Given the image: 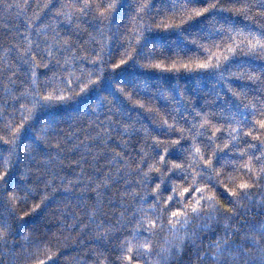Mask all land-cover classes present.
I'll use <instances>...</instances> for the list:
<instances>
[{
	"label": "snow or ice",
	"instance_id": "obj_1",
	"mask_svg": "<svg viewBox=\"0 0 264 264\" xmlns=\"http://www.w3.org/2000/svg\"><path fill=\"white\" fill-rule=\"evenodd\" d=\"M15 7L26 5L15 3ZM38 9L44 16L48 10L55 13L50 17L52 37L48 38V24L35 29L37 40L41 33L47 38L43 49L37 44L33 50V40L22 37L25 46L18 48V54L23 55H19L16 67H23V77L17 83L10 76L3 88L4 96L11 97L14 104L17 100L23 103L18 109L19 122L13 109L0 129L4 133L0 148L7 149L0 153V166L5 168L0 171V207L4 208L0 244L16 234L14 225L26 242L34 239L32 233L39 231L35 218L53 202L60 208L58 196L75 194L84 212L73 214L71 223L66 224L63 216L57 223L61 230L76 229L78 237L90 233L96 243L106 242L104 247L115 253V258L97 252L94 259L98 264H171L173 259L176 264H240V257H248L250 252L253 257L245 264H264V222L241 233L239 242L233 236L240 231L238 217L264 212V0H170L163 6L159 0L59 4L45 0ZM217 12L242 17L249 23L220 19ZM89 13L91 23L98 25L93 28L98 41L89 32L83 47H73L70 37L55 31L63 20L72 24L74 33H82L86 29L80 20ZM33 20L28 21V28L33 27ZM122 23L124 34L116 45L121 49L117 54L112 36H105V32L112 33L115 26L116 35ZM157 32H175L183 43H176L171 36L170 41L152 39ZM190 47H195V53ZM51 68L55 70L49 73ZM131 68L156 72L160 78L189 73L210 79L219 87L214 88L212 100H205L204 107L198 108L196 96H186L178 80L174 89L160 83L150 88L141 76L130 75ZM233 81L241 83L237 87ZM253 90L259 94L250 95ZM154 95L168 101L163 111L153 106ZM136 96L146 98L133 99ZM132 106L160 115L157 131L178 138L162 140L152 135V129L138 125L129 115ZM181 120L191 123L185 128ZM225 120L229 121L227 127ZM82 130L89 133L83 139ZM186 132L191 134L186 137ZM113 134L123 150L128 148L129 137L143 134L138 162L130 161L123 151L108 148ZM223 134L227 138L221 143ZM248 138L251 141L240 147ZM172 149L179 150V162L167 159ZM228 152L237 158L229 159ZM76 153L80 155L71 163L79 171L66 177L61 174L64 160ZM101 157H107V167L96 169ZM89 168L95 169L91 175ZM229 168L227 182L221 183L223 170ZM117 185L122 189L118 199L110 191ZM17 204L26 210L17 214ZM81 216L87 217L86 223L81 222ZM108 216L115 223L100 219ZM193 222L195 227L190 229ZM25 228L29 230L25 232ZM164 228V241L152 259L151 237ZM219 228L222 235L214 232ZM125 232L128 234L123 235ZM202 233L215 234L216 239L205 244ZM44 243L56 246L51 239ZM245 243L252 247L245 248ZM189 250L195 259L190 255L184 261ZM101 256L103 260L98 259ZM45 260L55 264L51 250ZM45 260H35L34 264H45Z\"/></svg>",
	"mask_w": 264,
	"mask_h": 264
},
{
	"label": "trees",
	"instance_id": "obj_2",
	"mask_svg": "<svg viewBox=\"0 0 264 264\" xmlns=\"http://www.w3.org/2000/svg\"><path fill=\"white\" fill-rule=\"evenodd\" d=\"M45 2V0H0V5L3 4H12L13 7L11 8H5L0 6V114L3 115L4 119L0 120V129L3 128V124L7 121L9 118V114L13 111V109H16V121L19 122V105L23 103L21 100H17L14 104L12 102L11 97L4 96L3 94V88L5 83L9 80L10 76L12 79L16 80L17 83L22 79L24 69L23 67L17 68L16 66L20 64L19 55H23V53L18 54V48L24 47V42L22 40L23 36H28L29 39L33 40V50H35V46L38 44L40 49L44 48V42L47 39L43 33L40 34V39L37 40V33L35 29L40 26V24H48L49 30H48V38L52 37V23L50 20V17L54 16L55 13L52 10H48V15H43V10L38 9V5H41ZM76 2V0H57V4L59 3H73ZM130 3L131 0H128ZM170 0H159V3L161 6H163L165 3H169ZM180 3L183 2V0H179ZM224 2V0H222ZM15 3H20L22 5H26V7L22 8H16ZM78 7V4H77ZM155 8V4L153 5ZM67 11V9H65ZM91 14L89 13V16L86 17L83 20H80V24L82 28L86 29L82 33H74L72 24L66 23L65 21H61L59 27L55 29V31L59 32L61 37L64 38H71L73 41V47L80 45L81 47L84 46L85 41L88 39V33L93 32L94 27H98V25H93L90 20ZM217 16L220 19L227 18L232 23H239V24H245L247 25L249 22L243 20L242 17L239 16H233L227 12H217ZM35 17V20L33 18ZM158 19V18H157ZM33 20V27L28 28V21ZM39 21V23H36V21ZM76 22V20H73V24ZM156 21L154 20L153 23ZM121 31L113 36V33L116 32V27H113L112 33L105 32V36H112V46L115 48L116 53L118 54L121 49L116 48V45L118 42H120L121 37L123 36V23L120 25ZM29 33H31L29 35ZM175 38L176 43H183L182 38L179 36V34L173 32L170 34L165 33H153L152 39L154 40H171V37ZM93 37L96 41L99 40V37L95 36V33L93 32ZM126 39V37H125ZM91 46V44H89ZM5 49H9L10 51L5 52ZM70 49L68 52L70 53ZM190 51L195 53V47H190ZM95 53H93L94 55ZM29 56L32 55L31 52L28 53ZM64 52L62 50L60 59L63 58ZM44 56H47V53H44ZM39 59V57H37ZM247 59V58H245ZM113 61H110L109 63H112ZM53 64H55V61H53ZM5 66H7L8 71H5ZM55 68L49 69V73L51 71H54ZM130 75H136L141 76L146 83L149 84L150 88H155L157 86V83L162 84L164 87L169 89H174L176 86V81L178 80L180 84L184 86V91L186 96H196L195 105L199 107H204V101L205 100H212V92L215 87H219V85H214L213 81L210 79H204V78H197L196 76H193L189 73H180L179 76H176V74H164L162 78L158 76V73L156 72H145L143 69L140 68H131L129 69ZM44 79V76H41V80ZM235 86L240 85V81H233ZM20 89L17 88L16 91H19ZM259 93L253 90L250 92V95H258ZM146 97L136 96L133 97V99H145ZM154 105L158 106L161 111L165 109V107L168 105V101L165 100L164 97L154 95L153 96ZM7 104V107H4V104ZM233 104H235V101L233 100ZM147 107V105H146ZM206 110V108H205ZM243 114V113H242ZM129 115L138 122V125H146L148 128L152 129V135H158L162 140L167 139H177L178 136H166L157 131L159 124L158 121L161 119L160 115H157L155 113L149 114L147 111L140 110L136 106H132L131 110L129 112ZM191 115V113H190ZM180 116H183V112H180ZM86 122V120H85ZM169 123H172V120L169 119ZM191 121L188 123H185L184 120L180 121V124L187 128ZM215 123H220V121H216ZM229 121L225 120L223 121V124L225 127H227V124ZM63 127V125H61ZM81 128L83 126L81 125ZM175 131V129L173 130ZM191 132H195V128L191 130ZM191 133L186 132L185 136L188 137ZM85 135H89L87 131L81 132V139ZM4 133L3 131H0V137H3ZM227 138L226 134L220 135L219 142H223ZM112 143L108 144V148H115L117 151H123V154L129 158L130 161H136L138 162L139 156L141 153L138 151L139 147H141V141L143 139V134L137 136L133 135L128 138V148L127 150L121 149L119 145V140L117 139V135L113 134L110 137ZM120 139H125L124 137H120ZM251 138H248V141H242L240 144V147H244V144L247 142H250ZM151 140L149 138L148 143H150ZM191 141L189 140V143ZM3 141L0 140V144H2ZM187 147V145H185ZM172 155L168 156L167 159L173 160L176 159L179 162L178 157V149H172ZM6 148H0V153H6ZM251 154V153H250ZM76 155H80V153H76L75 155H72L68 157V159L64 160L63 167L61 169V174H63L66 177L71 178L72 174L76 171H79V168L71 163V161H74L76 159ZM227 157L229 159L237 158L233 155V153L228 152L226 153ZM107 159V157H101L100 161L96 165V169H100L103 165L105 168L107 165L104 164V161ZM3 160V155H0V161ZM149 163L151 160L148 161ZM187 163V161H185ZM147 167V164L144 165ZM34 167V165H33ZM85 167H88L87 164H85ZM115 167V165L113 166ZM219 167V165H217ZM190 171L192 169H189ZM0 171H5V168L0 166ZM95 171V169L89 168L88 175H91ZM167 171V169H165ZM223 177H220L221 183L227 182V177L231 173V169H224ZM101 174H103L101 172ZM134 178V177H133ZM175 179V177H173ZM204 183H207V181H203ZM135 186V185H133ZM121 187L119 185L114 186L113 189H111V192H114L117 196V199L119 198V193L121 191ZM167 195V193H165ZM108 197H106L107 200ZM57 199L60 201V208H57V204L53 202L50 204L43 212L39 214L38 217L35 218L34 222L36 226L38 227V232H33L32 236L34 239H30L29 241H25L23 237V232H21L16 226L14 225V232L16 234L11 235L8 237V240L4 244H0V264H34L35 260H45V258L49 254V250L53 253V258L55 260V264H81V261H83V264H98V260L94 259V256L97 252L103 251L105 254L109 255L112 259L115 258V253H111L109 251V248L104 247V244L106 242L96 243L95 240L91 239L90 233H84L82 236H77L76 229L68 230L67 228L61 230L60 224L57 223V220L63 216L64 222L71 223L73 214H79L84 212V209L79 207L77 204V198L74 195L70 197H65L63 195H60L57 197ZM31 203V201L29 202ZM148 203H152V200H148ZM17 214L22 211L26 210L23 208L22 205L17 204L16 206ZM253 208H255V205H253ZM130 210V209H129ZM119 211V209H117ZM4 213V208L0 207V215ZM43 218V219H41ZM82 223H86L87 217L81 216L80 217ZM100 219L108 220L111 219L113 223H115V219L113 217H100ZM238 220H240V224L238 225L240 231L234 232V240L239 242L241 241V233L246 232L250 229L252 225H259L261 222H264V212L262 211H252L249 214H247L244 217H238ZM195 222L189 225V228H194ZM78 229V225L76 226ZM92 231L94 232L95 226H91ZM29 229L25 228L24 231H28ZM130 230V226H129ZM167 229H160L157 231V234L155 236H152L151 239L153 241V256L152 259L156 258V253L159 252V245L163 243L165 234ZM214 232L216 234H223L222 228L214 229ZM128 232L123 233V235H127ZM204 243L207 244L208 241L212 240L214 241L216 239V235H209L207 233H202ZM123 238V236H121ZM51 239L56 246L53 247L51 244H45V241H48ZM39 241V242H38ZM200 241H197V244H199ZM264 243V242H262ZM245 248H251L252 245L245 243ZM257 248V252H258ZM191 255V250L185 252L184 254V261H187ZM253 257V253H249L248 257L241 256L240 257V264H245V261L249 258ZM191 258L194 260L195 256L191 255ZM99 260H103V257H99ZM45 264H47V261L45 260ZM171 264H176L175 259L171 261ZM183 264V261L181 262ZM229 264L231 262L229 261Z\"/></svg>",
	"mask_w": 264,
	"mask_h": 264
}]
</instances>
